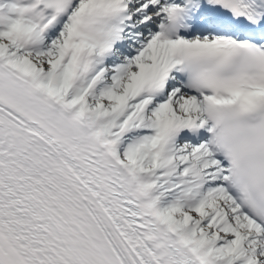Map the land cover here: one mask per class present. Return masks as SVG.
Listing matches in <instances>:
<instances>
[{
    "label": "snow or ice",
    "instance_id": "1",
    "mask_svg": "<svg viewBox=\"0 0 264 264\" xmlns=\"http://www.w3.org/2000/svg\"><path fill=\"white\" fill-rule=\"evenodd\" d=\"M0 264H264V0H0Z\"/></svg>",
    "mask_w": 264,
    "mask_h": 264
}]
</instances>
